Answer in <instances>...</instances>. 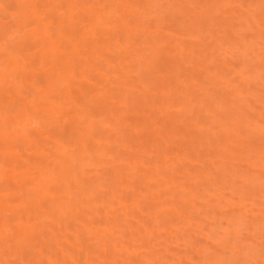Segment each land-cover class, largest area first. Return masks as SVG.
<instances>
[{"label": "rangeland", "instance_id": "374dc122", "mask_svg": "<svg viewBox=\"0 0 264 264\" xmlns=\"http://www.w3.org/2000/svg\"><path fill=\"white\" fill-rule=\"evenodd\" d=\"M11 1H0V24L12 25L6 38L0 36L1 61L11 57L6 42L33 26L20 21L23 13L15 10L17 5L6 7ZM96 1L90 0L89 4ZM143 3H154L145 13L148 29L135 31L130 40L137 43L138 51H144L145 60L158 52L160 56L148 68L141 64L131 71V66H124L125 76L134 86V97L119 101L118 105L112 103L105 115H99L98 98L125 87L122 71L99 85L87 78L86 82L97 88L76 93L73 100L78 104L73 112L79 111L77 120L70 117L68 121L69 106H61L63 117L58 118L54 130L49 131L50 125L44 123L45 115L42 121L22 119L16 130L31 137L10 145L0 144L1 156L13 148L24 165L36 170L33 174L39 171V177L26 192L35 190L32 193L37 195L41 178L52 181L56 171V175L70 173L67 178L63 176V185H59L61 179L53 194L48 191L40 200L46 202V208L32 202L31 196L23 197L24 206L11 201L15 205L5 207L0 201V215L14 214L13 221L4 225L9 239L0 243V264H264V0ZM76 4L71 9L75 15L80 11ZM125 5L120 9L124 10ZM65 11L66 7H59L56 14L62 17ZM85 23L83 30L89 23L102 26L99 19L92 17ZM52 27L47 28L46 34L55 29ZM123 27H108L102 48L112 46L114 52L119 35L115 31ZM148 33L157 34L158 39L145 46L141 39L146 40ZM53 57L58 61L62 58ZM31 58L24 55L15 61L28 65ZM83 62L84 58L80 64ZM0 69L5 71L4 65ZM39 81L43 82L41 76ZM148 86L151 92H146ZM13 87L19 92L14 82ZM67 94H63L62 101L68 100ZM35 95L27 93L21 102L14 99L16 96L10 98L13 102L6 101L4 105H14V110L5 106L0 109L3 130L6 122L11 123L9 118L22 116L27 104L44 106L42 114L55 103L60 106L55 95L52 103ZM110 97L108 100L113 99ZM26 100L30 102L25 103ZM18 101L20 106H16ZM158 106H164L162 112ZM112 116L117 117L115 122L120 121V135H115V122L108 121ZM55 117L57 114L52 119ZM75 125L81 140L76 143L70 142ZM96 125L102 127L101 137L89 132ZM85 142L91 147H84ZM21 152L40 154L38 160L43 163L34 166ZM64 163L68 164L65 172ZM3 184L0 200L6 192ZM19 186L22 187L16 185L15 190ZM15 190L10 192V198L17 194ZM132 195L135 196L131 198ZM19 206L22 210L13 213V207ZM40 207L45 212L40 211L39 216ZM18 229L21 235H17ZM29 231L31 239H23ZM18 241L22 243L16 246Z\"/></svg>", "mask_w": 264, "mask_h": 264}, {"label": "bare ground", "instance_id": "6f19581e", "mask_svg": "<svg viewBox=\"0 0 264 264\" xmlns=\"http://www.w3.org/2000/svg\"><path fill=\"white\" fill-rule=\"evenodd\" d=\"M0 1L2 2L3 0H0ZM89 1L90 0H12L11 2H8V5L6 7L9 8L11 5H17L15 10L19 9L21 11V14L23 13L22 14L23 18H20V19H22V20H20L21 22H25V25L33 24V26L29 29L30 31H28L27 29L22 31L20 29L21 31L19 30L20 32L18 33L17 37H13L10 39V42L9 41L6 42L7 43L6 48L8 50V51L7 50L6 51L8 52V55H10L11 57L8 58V56L6 55L7 57L4 58V60H2L3 62L0 60V66L4 65V68H5V71L0 69V84H2V86L0 85V109H2L5 106L4 104L6 103V101L8 99L9 100L7 102H9V103L13 102V100L10 99L13 96H16L14 98L15 100L16 99L20 100V99H24L26 94L30 93V92H32V94L36 93L35 96H37V97L38 96H42L41 98L46 97L45 100H48V101L52 100L51 97L55 95L56 100H59L58 102H61L62 105L60 103V106L57 107L58 106L57 104H59V103H57V104L55 103L56 105L53 103L54 105H52V107H50L46 111L45 114H42V109L44 106L34 105L33 102H32V104H27V106H25L26 105L25 104L24 105L25 111H24V113L22 112L21 117L16 116L17 118H14L15 117V115H14L13 118L8 119V120L12 119V120H10L11 123L10 122L8 123L5 121L7 123V125H6L7 127L5 130L2 129V127H5V126H0V132H1L0 133L1 134L0 135V144L10 145V143L12 144L17 140H25L26 138L31 137V134L30 135L25 134L24 132L21 134V133H19L20 131L17 132L16 129H17L18 125L20 124V122L23 121L22 119L29 120L32 117V118H39L40 121H42L41 117H43L45 115L43 117L44 123L45 124L48 123L46 125H50L49 131L54 130V128L56 127L55 123L58 122L57 121L58 118L60 117L59 119L61 120L63 117V111L61 110V106L62 107L69 106V108H67V110H66V111H68V115H67L68 118L67 119H69L70 117H73V118L75 117V119L77 120V114L76 113H79V111H77L75 113V110H74V112H73V107L75 106V103H77L76 100L75 101L73 100V98L76 96V93L77 92L79 93V92L86 90V89H87V91L89 90L90 92L95 90L97 87H95L93 84L96 85V83H97L99 85L106 78L110 79L112 76L116 75L115 73L118 70H120V71H122V76H123L122 85H125V87H119V88H117L116 91L112 92V94L110 96H112V98L114 100L113 99L110 100V98H111L110 96H108V97H110L109 100H108V97L98 98V101L96 100L97 101L96 107H97V109L99 108L98 109L99 115H101V114L105 115L108 112V110L110 109V107L112 106V103H115V104L117 103V105H118L119 101H122V100L124 101V100H127V98L129 99V97H134V95L131 94V92L133 93V91H134V86H133V84H131V80L129 78H126L125 70L123 69L124 66H131V68H130L131 71L133 69H138V66L141 64H145L148 68V67H151L152 63L155 62V60L159 58L160 54L158 52V53L153 54V56H151L149 59L145 60L143 58L144 51H138L136 49L137 43L130 40L131 36L134 34L135 31H137V32L138 31H141V32L147 31V29H148V25H147L148 15L145 13L150 8V5L151 6L154 5V3H151V4L148 3L146 5L145 3H143V0H97L94 3L95 5L94 4L91 5V4H89ZM151 1L155 2V0H151ZM122 2H125L128 4L125 5V3H122ZM75 3H77L76 6H78L80 8V11L77 15H75L74 11L71 10L75 6L74 5ZM123 4L125 5L123 8L125 11L120 9L123 7L122 6ZM59 7H66V9H67V11H65V14L62 17H59V15L56 14V10ZM112 11H114V12H112ZM104 16H106L105 17L106 19L104 18ZM122 16H123V18H121ZM91 17L93 19H99V22H101L102 26L101 27L99 26L100 28H97L95 23H89L90 24L89 27L85 28V30H83L82 28L86 24L85 19H89ZM103 18H104V20H101ZM121 19H122V21H121ZM120 21L122 23H120ZM55 23H57V24L55 25ZM5 24H6V22H5ZM25 25H23V26H25ZM111 25H113V27L114 26L118 27L120 25L124 26L123 29L120 28L121 30L117 29L115 31L116 33L119 34L118 36L116 33L113 34V36L116 35L117 37L116 36L115 37L118 39V42L116 44V45H118V47L115 48L114 52H112V50H113V49H111L112 46H108V47L105 46V48L103 46V48H102V45H104L103 43L105 42V37H103V35L106 32V29L108 27L110 28ZM11 26L0 24V36L6 38L7 35L10 34V32H12ZM50 26H53V27L55 26L54 27L55 29L51 33L49 32V34H46V30ZM155 26H157V25H155ZM53 27H52V29H53ZM31 29H32V31H31ZM2 37H0V38H2ZM144 39H146V40L141 39V42L145 43V46H147V44L149 45V43L152 44L151 40H154V39L157 40L158 35L153 34V33H148V34H146V37H144ZM121 41L123 43H121ZM63 54H64V56H63ZM24 55L30 56V58L32 56V58L30 60L31 61L30 64L26 63L28 65H25V62H23L24 64L20 65L21 62L18 61L19 62V64H18L15 61L16 59L20 60L21 57ZM60 55H61V57L62 56L63 57L62 58L60 57L61 59L59 61L53 57V56L58 57ZM82 58H84V62L82 64H80V61L82 60ZM85 58H86V60H85ZM123 61H125L126 63L123 64L122 63ZM120 63L122 65H120ZM38 73L41 76V78H43L42 83L39 81L40 76L38 75ZM87 78H88V80L93 78L95 83H93L92 85H89L90 83L86 82ZM13 82L16 85L15 88L19 89V92H16L14 90ZM18 82H20V83L22 82V84H18ZM3 85H5V86H3ZM20 85L22 87L19 88ZM147 88L148 89H146V92L151 90V87L148 86ZM13 90L18 95H14L16 93L15 92L13 93ZM66 91L68 92V94L66 96V98H68V100H66L64 98V100L62 101L61 98L63 97V94H65ZM131 95H133V96H131ZM81 97L84 98L82 95H81ZM55 98H53V99H55ZM34 100H36V99H34ZM65 100L67 102H65ZM141 100L142 99H139L140 103L142 102ZM145 100L148 101V99H145ZM31 101H33V99ZM40 101H43V100H40ZM83 101H84V99H83ZM147 101H146V103H147ZM20 102H21V100H20ZM28 102H30V101L26 100L25 103H28ZM39 102H37V103L40 104ZM43 102H45V101H43ZM52 102H53V100L51 101V103ZM54 102H55V100H54ZM144 102L145 101L143 100L142 106L144 105ZM17 103H18V105L16 104V106H20V104H22V103L19 104V101ZM109 103H111V104H109ZM135 103H136V101H135ZM137 103H138V104H136L137 106L140 105L139 102H137ZM220 103H221L220 104V107H221L222 101ZM41 104H43V103L41 102ZM45 104H47V103H45ZM218 104L216 105L217 107H219ZM48 105H49V103H48ZM48 105H47V107H48ZM79 105H80V103H79ZM13 106L14 105L5 106V107H13ZM79 108H80V106H79ZM157 108L162 112L164 109V106H158ZM3 109H5V108H3ZM8 109H10V108H8ZM53 109L54 110L56 109V110L54 111ZM219 109L217 108V110H219ZM13 110H14V107H13ZM76 110H77V108H76ZM54 114H57V118L55 117V119H52L54 117ZM79 117H80V115L78 116V118ZM99 117L100 116H98L97 118H99ZM81 118H83V117H81ZM116 118H115V116H112V118L108 121L113 123V121H114L113 119H116ZM15 121H16V123H15ZM68 121H70V119ZM80 121L82 122V119ZM152 121H153V119H152ZM157 121L161 122L159 120H157ZM116 122L112 124V125H115L114 127H116L114 132H115V135H120L119 133H122V132H120L121 129L117 128V124L119 126L120 121L117 123ZM93 123H94V121H93ZM96 123H98V122L96 121ZM58 124H59V122H58ZM58 124L56 123L57 126H58ZM0 125H2V124H0ZM64 125H65V123H64ZM45 127H47V126H45ZM74 127H77V125L73 126V128L69 127V128H71V132H70V135H71L70 140L71 141L70 142L75 141V143H76V142H78L77 140H79V137L77 135L79 133H77V132L75 133V131H77V130L76 129L74 130ZM65 129H67V126ZM78 132H79V130H78ZM86 132H85V134H86ZM89 132L91 134L93 133V135H94V133H97L98 135H100V134H102L103 130H102L101 126L96 125L93 128H91V130ZM48 133L51 135L50 132H48ZM160 133H159V135H160ZM37 134H39V133H37ZM86 136H87V134H86ZM100 137H101V135H100ZM100 137H98V139H100ZM116 137L118 138L120 136H116ZM102 138H104V137H102ZM96 140H94V142ZM79 141H81V140H79ZM83 141H84V139H83ZM100 141H102V140H100ZM83 144H84V147H86V148H87V146L91 147L89 142L88 143L85 142ZM81 146L83 147V145H81ZM96 148H94V149H96ZM94 149L92 147V150H94ZM90 151H91V149H90ZM13 152H14V149L11 148V149H9V151H7V153L5 155H2V156L0 155V168H1V170H0V177H1L0 186L3 183L6 184V186L4 187L5 189L3 188L6 191L4 193L5 194L4 198H1L0 201L3 202V205L5 207H8V205L10 203L15 205L11 201H16V204H19V205L22 203L24 206L23 202H25L26 200L24 199V201H23V197L31 196L30 199L31 200L33 199L32 202H37V204L42 203L41 207L45 206L43 208H46V202H45V204H43V202H41L40 200L45 198V194L48 191L51 192V193L49 192L50 195L53 194L52 190L59 187L58 183L61 181V179H62V182H60L59 185L60 186L63 185V183H64L63 179H65V178H63V176L67 178V176H69L70 173L67 172L66 175L65 174L56 175V173L59 172V171H56V173H54V175H53L52 181L49 180L50 182L47 180L44 181V178H41V180L43 179V182L40 183L41 184V186L39 188L40 190L38 189L39 192L37 190V192H35V193H37V195H34L32 192L35 190H32L31 193L26 192V191L29 189L30 184L34 183L35 179L37 177H39V176H37L39 174V171L37 170L38 171V174L36 173L37 175L33 174L36 170L31 168V167L26 166L27 164L24 165V163L20 161L21 159L19 160L20 157L19 156L16 157L17 155L14 154ZM39 152H40V150H39ZM73 153H75V152L73 151ZM21 154H22V156L24 155L25 157H27L29 162L31 159L34 166L39 165V163H43L42 161L38 160V157L40 154L37 155V153H36V154L29 155L25 152H21ZM70 155H72V152ZM91 155H94V153ZM40 158H42V157H40ZM64 158H66V157L64 156ZM68 158H69V156L67 157V159ZM67 159H63V162H66ZM73 161H74V159H73ZM29 162H27V163H29ZM68 162H70V161L68 160ZM40 165L42 166V164H40ZM44 167H45V165H44ZM67 167H68V164L64 163L62 165V171L65 172V169ZM69 167H72V166H69ZM255 177H257V175ZM256 180H258V179L256 178ZM19 182L22 185V187L20 188V186H19L20 189L15 190V189H17L15 186L17 185V187H18V185H20V184H18ZM69 182H70V184L72 183L71 181H69ZM137 183H136V186L138 188V187H140V185L138 186ZM67 184H68V182H67ZM145 185L147 186V184H145ZM67 186H69V185H67ZM131 186H132V184H131ZM133 188H132V190H133ZM33 189H35V187ZM14 190H15V193H17V194L15 196H11V198H10L9 194H10V192H12ZM0 192H1V194H3L2 192H4V191H1V189H0ZM142 192H143V189H142ZM49 193H47V194H49ZM32 195H33V198H32ZM133 196H135V195H132L131 198H133ZM50 197H47V200H49ZM74 199H73V201H74ZM64 200H62V201H64ZM71 201H72V199H71ZM29 202L31 203L30 200H29ZM132 202H134V201H132ZM70 203H72V202H70ZM25 204H26V202H25ZM58 204H60V203H58ZM20 208H21L20 206L19 207H13V213H17L18 211H21L22 208H21V210H19ZM28 211H29V207H28ZM40 211L45 212L41 208L38 211L39 216H40ZM15 216H16V214H15ZM44 216H46V215H44ZM12 218L14 219V214H13V217L8 216V215H0V243H5L9 239L8 235H6L4 225L9 224L11 221H13ZM239 219H238V222H239ZM108 223H110V222H108ZM251 225H253V224H251ZM107 226H109V225H107ZM36 227H38V226H36ZM227 229H228V227H227ZM31 231L33 232L32 229H31ZM13 232H14V230H13ZM21 232L22 231H20V229H18V231H16L17 235H21ZM32 232H30L28 234V236H26V237L22 236V238L23 239L28 238V240L31 239L29 235H31ZM38 239L40 240V238H38ZM13 241H15V240H13ZM21 243H22L21 241H18L15 243V245L19 246ZM33 243H35V241H33ZM31 244H32V242H31ZM15 245H14V247H15ZM27 245L29 246V244H27ZM82 246H84V245H82ZM86 246L87 245H85V247ZM126 246H127V244H126ZM21 247H22V245H21ZM124 248H126V247H124ZM89 249H91V248H89ZM103 249H104V247H103ZM81 250L84 251L83 249H81ZM114 252H117V251H114ZM16 253H20V252H16ZM6 256H8V255H6ZM0 258L2 259V257H0Z\"/></svg>", "mask_w": 264, "mask_h": 264}]
</instances>
